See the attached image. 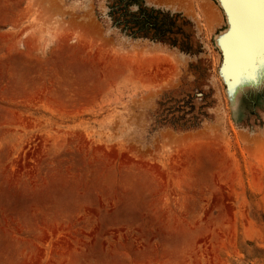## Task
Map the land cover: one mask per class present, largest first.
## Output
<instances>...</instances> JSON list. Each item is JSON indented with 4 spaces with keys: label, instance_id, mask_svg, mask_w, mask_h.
<instances>
[{
    "label": "rangeland",
    "instance_id": "obj_1",
    "mask_svg": "<svg viewBox=\"0 0 264 264\" xmlns=\"http://www.w3.org/2000/svg\"><path fill=\"white\" fill-rule=\"evenodd\" d=\"M223 0H0V264H264V50L224 74Z\"/></svg>",
    "mask_w": 264,
    "mask_h": 264
},
{
    "label": "bare ground",
    "instance_id": "obj_2",
    "mask_svg": "<svg viewBox=\"0 0 264 264\" xmlns=\"http://www.w3.org/2000/svg\"><path fill=\"white\" fill-rule=\"evenodd\" d=\"M230 28L220 39L224 51V74L236 82L242 65L250 58L251 47L264 50V0H223Z\"/></svg>",
    "mask_w": 264,
    "mask_h": 264
}]
</instances>
